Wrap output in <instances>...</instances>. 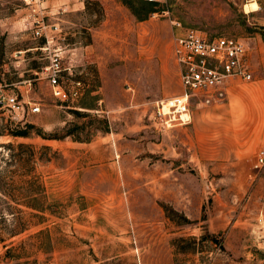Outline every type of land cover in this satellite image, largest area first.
<instances>
[{
	"label": "rangeland",
	"instance_id": "374dc122",
	"mask_svg": "<svg viewBox=\"0 0 264 264\" xmlns=\"http://www.w3.org/2000/svg\"><path fill=\"white\" fill-rule=\"evenodd\" d=\"M57 1L65 10L45 22L61 34L50 26L47 44L37 11L0 0V92L41 106L2 116L58 135L78 124L84 141L0 136V264H264L257 155L230 151L229 122L201 120L195 100L188 126L153 120L157 101L183 91L175 23L264 42V0L251 14L254 0H165L143 21L124 0ZM58 46L65 79L86 85L78 101L52 95L46 67Z\"/></svg>",
	"mask_w": 264,
	"mask_h": 264
},
{
	"label": "built area",
	"instance_id": "2783aa9c",
	"mask_svg": "<svg viewBox=\"0 0 264 264\" xmlns=\"http://www.w3.org/2000/svg\"><path fill=\"white\" fill-rule=\"evenodd\" d=\"M24 1L34 12H38L34 18L35 35L46 37L47 44H50L48 32L52 29L61 34V28L58 23L49 25L45 22V18L51 15L46 13L44 3L47 0ZM143 1L161 3L165 0ZM174 28L173 54L179 67L183 91L155 103L153 120L160 129L191 124L192 100L199 99L204 104L223 101L226 98L223 85L228 79L240 78L248 81L253 79L250 50L243 39L235 36H210L181 22H176ZM68 69L64 66V50L62 46H58L51 57L50 65L46 67L47 78L55 98L74 102L85 94L87 88L79 79L68 82L65 79V72ZM26 103L30 106L29 112L41 111L39 103L20 100L16 94L7 91L0 92V108L13 114L25 109ZM254 168L256 170L264 168V148L259 150Z\"/></svg>",
	"mask_w": 264,
	"mask_h": 264
},
{
	"label": "crops",
	"instance_id": "0c3cea01",
	"mask_svg": "<svg viewBox=\"0 0 264 264\" xmlns=\"http://www.w3.org/2000/svg\"><path fill=\"white\" fill-rule=\"evenodd\" d=\"M55 2L56 0H47L44 3L47 14L56 15L65 10L63 5H56L66 2L57 1L56 4ZM247 44L253 79L249 81L240 78L228 79L223 85L226 92L223 101L211 104L201 103L199 99L194 101L200 106L198 114H202L201 120L210 123L209 119L220 121L222 118L229 122V132L233 131L236 137L235 140L226 138V141L231 145L230 151L241 158L254 157L259 152L256 153L258 147L264 144V42L256 35L249 39ZM208 113L213 117L206 116ZM198 114L194 117L196 122L200 120ZM211 138L212 136H209L205 142H211ZM255 162L256 156L254 164Z\"/></svg>",
	"mask_w": 264,
	"mask_h": 264
},
{
	"label": "trees",
	"instance_id": "16d2710c",
	"mask_svg": "<svg viewBox=\"0 0 264 264\" xmlns=\"http://www.w3.org/2000/svg\"><path fill=\"white\" fill-rule=\"evenodd\" d=\"M124 3L131 9L132 13L135 15L137 20L143 21L148 18L149 14L154 10V7L159 5L160 3H152L143 0H124ZM2 110L5 109L0 108V136H10L13 138H33L34 136H40L43 139H63L66 136H71L76 140L84 141V139L76 136V129L79 128L78 124H73L72 128H69L65 131V133L51 134L47 133L43 128L36 126L35 124L25 123L16 116L5 118L2 116ZM80 113V112H76ZM106 123V131H109V121L105 120ZM3 146L8 147L9 151L14 149L13 143L9 142L3 144ZM18 147L23 148L26 147V144L20 143ZM44 148H49L48 146H44ZM13 155V154H12ZM32 154L30 157H33ZM11 161L17 162V159L14 157ZM7 264H23L20 262L15 263H7Z\"/></svg>",
	"mask_w": 264,
	"mask_h": 264
},
{
	"label": "bare ground",
	"instance_id": "6f19581e",
	"mask_svg": "<svg viewBox=\"0 0 264 264\" xmlns=\"http://www.w3.org/2000/svg\"><path fill=\"white\" fill-rule=\"evenodd\" d=\"M244 8H245V12L250 13V14L251 12H255L259 10L258 4L255 2V0L247 3Z\"/></svg>",
	"mask_w": 264,
	"mask_h": 264
}]
</instances>
